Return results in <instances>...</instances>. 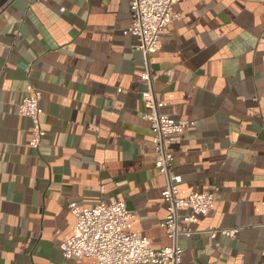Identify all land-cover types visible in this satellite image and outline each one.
<instances>
[{"label": "crops", "instance_id": "1", "mask_svg": "<svg viewBox=\"0 0 264 264\" xmlns=\"http://www.w3.org/2000/svg\"><path fill=\"white\" fill-rule=\"evenodd\" d=\"M173 14L152 61L161 112L185 126L171 173L179 197L215 198L207 216L182 222L193 234L179 238L181 264H264V0H179ZM130 23L131 0L0 8V264H93L60 249L72 204L122 201L154 250L171 245ZM32 91L46 132L38 151L19 114Z\"/></svg>", "mask_w": 264, "mask_h": 264}, {"label": "built area", "instance_id": "2", "mask_svg": "<svg viewBox=\"0 0 264 264\" xmlns=\"http://www.w3.org/2000/svg\"><path fill=\"white\" fill-rule=\"evenodd\" d=\"M178 1L131 0V23L125 31L127 35L137 38L136 49L144 57L145 68L141 80L146 84V89L141 93L144 107L142 119L149 123L153 135L155 168L165 177L162 197L167 215L162 226L171 245L154 250L147 238L134 231L135 214L122 201L91 207L72 204L69 209L76 219V225L60 244L66 260L81 262L91 259L93 264H181L184 250L179 246V238H189L193 234L182 222L196 223L214 209L213 194L192 192L185 198L179 197L178 180L171 173L174 161L171 148L184 132L185 126L161 112L165 104L157 101L153 85V57L160 49L161 34L168 31L176 19L173 8ZM41 98L40 92L32 91L19 105V114L31 121L27 147L34 151L41 148L46 135L41 122ZM185 208L190 210V214L181 216L180 212ZM211 233L213 237L220 233L233 238L237 230Z\"/></svg>", "mask_w": 264, "mask_h": 264}, {"label": "water", "instance_id": "3", "mask_svg": "<svg viewBox=\"0 0 264 264\" xmlns=\"http://www.w3.org/2000/svg\"><path fill=\"white\" fill-rule=\"evenodd\" d=\"M9 0H0V8H2Z\"/></svg>", "mask_w": 264, "mask_h": 264}]
</instances>
